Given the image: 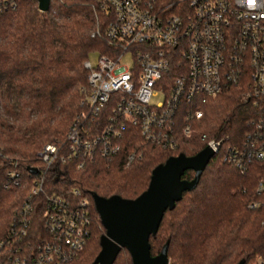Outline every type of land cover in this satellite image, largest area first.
I'll return each mask as SVG.
<instances>
[{
    "label": "built area",
    "instance_id": "2783aa9c",
    "mask_svg": "<svg viewBox=\"0 0 264 264\" xmlns=\"http://www.w3.org/2000/svg\"><path fill=\"white\" fill-rule=\"evenodd\" d=\"M98 3L110 20L103 29L97 22L91 36L104 37L109 53L84 61L79 112L63 139L43 145L31 166L37 172L27 170V192L0 235V264H66L78 256L90 235L91 203L79 189L52 188L60 165L79 169L113 160L128 146L126 166L141 158L136 147L177 150L202 117V104L229 85L241 86L258 113L241 143L225 146L224 160L241 175L255 162L264 164V0H186L176 11L159 0ZM9 6L0 0V13ZM157 92L162 101L152 104ZM201 140L214 154L223 143ZM8 161L4 188H19V162ZM263 191L261 181L257 192Z\"/></svg>",
    "mask_w": 264,
    "mask_h": 264
},
{
    "label": "trees",
    "instance_id": "16d2710c",
    "mask_svg": "<svg viewBox=\"0 0 264 264\" xmlns=\"http://www.w3.org/2000/svg\"><path fill=\"white\" fill-rule=\"evenodd\" d=\"M8 2L14 7L0 13V235L27 192L31 178L27 169L38 164L44 144L64 138L80 110V88L87 83L84 61L93 53L108 54L110 46L104 37L91 36L97 22L103 29L110 20L100 11L98 0H50L44 12L36 0ZM159 3H174V11L187 4L186 0ZM201 109L203 115L192 123L191 136L182 139L177 150L136 147L141 158L126 166L128 146L113 160L99 158L79 169L60 165L52 188L79 189L92 210L87 244L66 264H91L100 250L104 228L92 193L137 197L158 164L179 153L192 156L202 150V135L222 139V146L196 187L184 191L174 208L164 212L156 234L149 237L150 255H157L167 242L169 264H237L242 259L244 264H256L257 256L264 258V191L257 192L264 182V164L255 162L241 175L224 160L225 146L241 143L258 107L244 96L241 86L229 85ZM10 158L19 162L23 181L19 188H4ZM193 175L189 169L182 178ZM252 202L260 204L250 208ZM113 264H132L129 253L121 249Z\"/></svg>",
    "mask_w": 264,
    "mask_h": 264
},
{
    "label": "water",
    "instance_id": "95a60500",
    "mask_svg": "<svg viewBox=\"0 0 264 264\" xmlns=\"http://www.w3.org/2000/svg\"><path fill=\"white\" fill-rule=\"evenodd\" d=\"M42 12L50 0H36ZM214 151L207 145L192 156L179 153L153 168L147 188L133 199L118 195L102 197L92 193L95 210L104 228L100 236V250L91 264H113L121 249H125L132 264H169L168 243L161 251L150 255L149 237L158 230L164 212L172 210L184 191L194 189ZM193 170L192 179L182 178L186 170ZM31 173L37 169L29 167ZM237 264H244L240 260Z\"/></svg>",
    "mask_w": 264,
    "mask_h": 264
},
{
    "label": "rangeland",
    "instance_id": "374dc122",
    "mask_svg": "<svg viewBox=\"0 0 264 264\" xmlns=\"http://www.w3.org/2000/svg\"><path fill=\"white\" fill-rule=\"evenodd\" d=\"M97 57H98V53L91 54V60L93 62H96ZM122 62L123 63H127L128 62V59L127 58H123ZM159 101H162V94L160 92H157V94L151 98V103L152 104H156Z\"/></svg>",
    "mask_w": 264,
    "mask_h": 264
},
{
    "label": "snow or ice",
    "instance_id": "6c2138e0",
    "mask_svg": "<svg viewBox=\"0 0 264 264\" xmlns=\"http://www.w3.org/2000/svg\"><path fill=\"white\" fill-rule=\"evenodd\" d=\"M249 2H252V0H249Z\"/></svg>",
    "mask_w": 264,
    "mask_h": 264
}]
</instances>
